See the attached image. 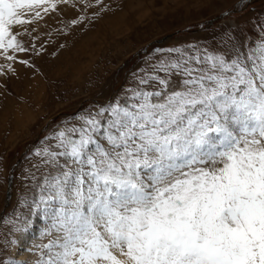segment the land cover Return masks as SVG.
<instances>
[{"label":"snow or ice","instance_id":"snow-or-ice-1","mask_svg":"<svg viewBox=\"0 0 264 264\" xmlns=\"http://www.w3.org/2000/svg\"><path fill=\"white\" fill-rule=\"evenodd\" d=\"M41 8L56 4L0 0L5 59L24 51L22 11ZM259 37L161 64L35 153L50 166L30 206L49 221L38 264H264V26Z\"/></svg>","mask_w":264,"mask_h":264},{"label":"rangeland","instance_id":"rangeland-1","mask_svg":"<svg viewBox=\"0 0 264 264\" xmlns=\"http://www.w3.org/2000/svg\"><path fill=\"white\" fill-rule=\"evenodd\" d=\"M55 10L12 32L24 51L0 52V261L38 264L49 221L31 205L50 170L35 155L79 128L156 69L197 54H234L259 39L264 0H51ZM179 50V52L177 51ZM183 52V57L179 55ZM24 61V63H21ZM194 67L197 65L193 64ZM179 85L182 77L172 76ZM12 176L11 197H7Z\"/></svg>","mask_w":264,"mask_h":264},{"label":"water","instance_id":"water-1","mask_svg":"<svg viewBox=\"0 0 264 264\" xmlns=\"http://www.w3.org/2000/svg\"><path fill=\"white\" fill-rule=\"evenodd\" d=\"M7 197L10 198L11 197V179L9 181V189L7 191Z\"/></svg>","mask_w":264,"mask_h":264}]
</instances>
